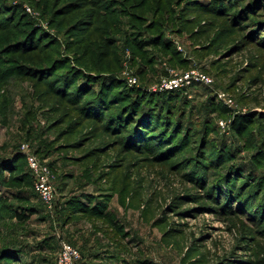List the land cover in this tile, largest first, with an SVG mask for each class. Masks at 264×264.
<instances>
[{
  "label": "rangeland",
  "instance_id": "1",
  "mask_svg": "<svg viewBox=\"0 0 264 264\" xmlns=\"http://www.w3.org/2000/svg\"><path fill=\"white\" fill-rule=\"evenodd\" d=\"M14 12L46 46L0 74V264H57L63 242L80 264H264V0H0ZM193 70L212 82L165 88ZM103 86L110 110L75 100ZM139 95L165 120L146 139L124 121Z\"/></svg>",
  "mask_w": 264,
  "mask_h": 264
},
{
  "label": "trees",
  "instance_id": "2",
  "mask_svg": "<svg viewBox=\"0 0 264 264\" xmlns=\"http://www.w3.org/2000/svg\"><path fill=\"white\" fill-rule=\"evenodd\" d=\"M17 15L18 14L15 13V15H12V16L9 17V20L12 23H14L12 25H10V24H4V25H2V22L0 23V30L3 29V31H6V30L11 31V32H9L10 33V36H13V38H14L12 40V42L5 43L4 45L0 46V65H3V66L9 65V68L6 71H4V70H1L0 71V74H2V75L7 74V73H8V75L14 74V73L16 74V72L14 70L18 69L20 66L28 67V68H30V67L31 68H35V66H33L31 64H27V63H24V62H21V61H17L16 58H14V59L7 58V57H9L8 56L9 53H12V54L13 53H28L29 54L30 52L37 51V49H39V48L42 47L41 46V43H39V42H43V40H40L39 42H35V44L33 45L34 46L33 47L34 49H32V48L31 49L30 48L28 49V47L26 48V46L24 45V43H26V42H28L30 40L34 43V41L38 37L37 36V32H34V30H32V27L29 26L26 22H24L25 25L26 26H29V27H28V29H24V30H22V31L19 32L20 35H21L20 36L21 38H19L17 36V27L16 26H17V23L19 22V19L21 17H17ZM134 17L136 19H140V20L144 21V18H142L140 16H134ZM14 30H15V32H14ZM7 36H9V35H6V37ZM39 38H40V36H39ZM32 42H30V43H32ZM19 43L23 44L24 46L22 45V48L16 47ZM43 44H44V42H43ZM134 44L138 47L139 50L145 49V48L150 47V46H160V42L158 40H154V39H151V38L150 39H147V40H143L141 38H136L134 40ZM44 46H46V44H44ZM26 50H28V51H26ZM58 65L60 66V61L59 60H55L53 62V64H52V66H53L54 69L56 67L55 70L52 69L54 73L57 72V69L59 67ZM46 68H47V66H38V69H40L42 71H43V69H46ZM44 71H47V70H44ZM69 71L70 70H68L67 72H69ZM80 74H82V73H80ZM74 75H73V77L75 78V80H76V78L77 79H80V77H79L78 74H76L75 76ZM56 77L54 76V78L52 79V81H50V82H53V83L50 84V87L53 89L54 92L60 94L62 91L61 90H56V84L55 85H52V84H54V81L53 80ZM67 84H68L67 82H63V85L66 86ZM109 89L110 88H108L106 86H103V89L98 94L99 97L97 98V96H96L97 99L96 98H93L92 100H89L88 101V100H86V97L87 96L84 99V98H82L81 95H79V96H77V98L75 100L80 101V103H82V104L85 103L88 106H91L93 103H95L98 108L105 107L106 109H109L110 110V108H109V106H107V104H108V102L110 100H112L111 97H113V96H111L110 94H108L107 90H109ZM88 95H91V94H88ZM106 96L110 100H107ZM118 99L121 100L122 99V96H119ZM146 99L147 98L146 97L144 98V96H140V95L137 96V99H135L133 101V103H132L133 106H131L130 104H129L130 106H127L129 108L127 110V115H125V119H124L125 124H126V122H128L130 125H134V127L136 128V129L134 128V130L131 131V133H129V134H131V135L137 134V136L138 135L140 136V137H138L140 139H146L147 137H151L152 135L159 134L158 131H157V128H160L162 125L159 126L158 124L165 123L164 116L163 115L162 116L161 115H158V111H157L156 108H154V107H151L150 108L149 106H146V104H145V102H147ZM148 102H150L149 99H148ZM123 103H125V102H123ZM153 103H156L155 100H153ZM137 107H140V108L139 109H135ZM140 110H142V111H140ZM128 111H130V112H128ZM134 115H136V116H134ZM157 116H161L162 117L161 120ZM246 122L247 121L245 119H243V118H239V117L236 118V120H235V126H234V129H235L236 133L242 134V130H243ZM133 140H135V139H133ZM6 170H8V169H6ZM30 174H31V172H30ZM31 177H32V174H31ZM32 179H33V177H32ZM33 191L35 193V189H34V179H33ZM97 214L98 215H103V212H98ZM18 218L20 220H23L25 218V216H24V214H18ZM5 259L6 260L8 259L7 260L8 262H6V263H10V261H13L14 260V254H12V256L5 257L4 260ZM80 262H79V264H80Z\"/></svg>",
  "mask_w": 264,
  "mask_h": 264
},
{
  "label": "built area",
  "instance_id": "3",
  "mask_svg": "<svg viewBox=\"0 0 264 264\" xmlns=\"http://www.w3.org/2000/svg\"><path fill=\"white\" fill-rule=\"evenodd\" d=\"M193 81L212 82L207 75L193 70L180 79L167 82L165 88L174 89L186 83L190 84ZM23 149H26V146H23ZM27 160L29 169L35 177V193L44 203L52 204L56 198V190L51 181L52 177L49 167L42 165L34 154H28ZM81 259V253L77 248L66 242L61 244L57 264H79Z\"/></svg>",
  "mask_w": 264,
  "mask_h": 264
}]
</instances>
